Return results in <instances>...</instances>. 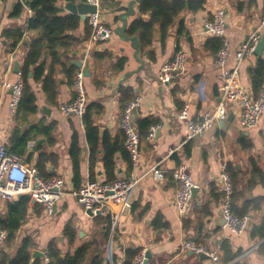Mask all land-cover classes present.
<instances>
[{"label":"crops","instance_id":"crops-1","mask_svg":"<svg viewBox=\"0 0 264 264\" xmlns=\"http://www.w3.org/2000/svg\"><path fill=\"white\" fill-rule=\"evenodd\" d=\"M130 1L103 0L102 19L113 30V35L92 52L88 67L90 76L85 79L88 106L97 105L101 110L95 117L100 137L108 133L114 138L122 130L127 97H132L133 100L141 98L139 118L152 116L161 121L157 126L154 145L148 141L141 143L140 157L130 174L121 156H116L117 178L130 177L138 181L130 196V207L116 224H112L109 239L104 243L103 228L96 224V219L88 215L73 196L77 191L73 160L70 157L74 135H77L81 148L80 186L87 180H92L90 149L83 119L66 116L60 111L63 104L70 103L75 98L72 80L66 74L64 65L76 68L73 61H82L91 29L88 15L82 19L81 15L71 13L66 8L68 4L79 5L84 0L60 2L58 7L63 10V16L74 15L80 19L79 27L66 34L81 43H74L70 47L71 53L63 58L64 64L54 63L53 58L46 54L41 58L40 63H46L44 77L52 75L55 82V104L48 100L43 83L34 81V68H31L29 86L36 98L37 114L21 127L25 128L27 124L40 120L56 123V142L47 149L56 156L57 162L47 164V171L64 179L66 191L52 216L46 215L44 211L38 214L36 208L40 205L29 204L25 223L18 230L12 245H6L5 251L13 254L21 241L30 237L35 243L33 251L45 253L49 242L57 239L61 250L66 253L69 246L64 230L71 223L78 235L77 247L97 240L105 250L109 264H115V255L117 264H122L125 251L131 247L139 248L142 253L149 255L147 264H185L190 255L181 252L184 241H193L219 254L220 261L216 264H223L221 247L225 241L229 242L233 253L238 255L233 263L264 264V253L261 252L264 239L252 236L253 228L264 221V181L252 175L253 169L258 168L264 178V113L257 128L240 130L235 118L227 127L221 128L218 125L186 145H183L185 125L177 118L178 112L188 103L190 117L194 121H200L222 99L220 73L215 66L216 52L212 46H207L211 36L204 31L205 20L212 19L217 9L225 10L226 38L234 54L264 20V0H207L203 10L197 13L185 11L181 14L185 33H179L177 22L164 39L157 31L148 48H143L136 36L141 43L138 57L145 63L143 68L135 59L131 42L115 33L116 28L121 26L119 13L115 10ZM19 3H23V0H0V143L7 147L18 123L14 113L10 112L11 91L5 84L17 81L32 39V34L28 33V23L33 12L28 2L23 4L20 16H12ZM138 17L143 22L150 19L149 14H140L138 5L135 16L127 19L128 27ZM16 31L23 33V39L13 47L14 40L9 33L13 35ZM178 47L183 48L186 53L185 70L175 74L169 84L163 86L156 80V75L161 66L173 57ZM258 59L255 54L239 66L241 85L253 97L255 95L249 70L255 67ZM17 63L18 73L15 72ZM121 63L122 68L119 67ZM233 65L234 62L231 61L229 66ZM123 90H127L128 94L123 95ZM43 142L45 138L39 137L28 144L27 155L33 154V158L31 163L26 164L35 166L39 156L36 148ZM173 150L176 151L171 154ZM180 163L187 164L197 189V194L183 217L177 214L174 207L177 183L173 173ZM222 165H226L236 177V211L243 210L246 204L254 201L260 204L259 208L251 209L246 214L251 217L250 229L239 237L225 227L221 216L218 177ZM156 166L163 171V181L156 182L153 179L151 170ZM95 172L94 180L106 181L101 160ZM6 213V203L0 202V216ZM157 217L166 224V228L160 232L155 231L152 225ZM201 262L214 264L209 259H201Z\"/></svg>","mask_w":264,"mask_h":264},{"label":"trees","instance_id":"trees-1","mask_svg":"<svg viewBox=\"0 0 264 264\" xmlns=\"http://www.w3.org/2000/svg\"><path fill=\"white\" fill-rule=\"evenodd\" d=\"M75 1L76 0H23V3H19L15 6L12 14L14 17L20 16L23 4L27 2L29 8L33 12V16L28 23V33L32 34V39L29 52L21 70L24 88L18 108L14 114L18 126L15 128L13 136L10 139L8 150L21 157L25 163H31L33 154L27 155L26 151L28 144L36 141L39 137H44L45 142L39 144L36 148L39 156L35 167L45 180L55 177V175L47 171V164H56L57 158L53 153L49 152L47 148L52 147L56 142L54 137L56 123H47L44 120H40L34 124H27L25 128L21 127L29 122L31 117L37 114L36 98L29 86V74L31 73V68H34V81L43 83V88L47 94L48 100L53 102L51 104H55V99L57 97L55 82L52 75L44 77L46 63L40 62L41 58L46 54L53 58L54 63L64 64L63 58L71 53L70 47L72 48L75 44L81 43L66 34L79 27L80 19L74 15L63 16V10L58 7V3L60 2L72 3ZM206 2L207 0H142L139 5V12L141 15L149 14L150 19L148 22H143L140 17L135 19L127 28V35L130 37L138 36L142 43V47L148 48L152 45L157 31L164 39L168 35V31L177 22L179 24V33H185L181 14L185 11L197 13L204 9ZM90 33L91 32H89L86 40L89 39ZM9 36L14 40L13 47L19 44L23 39V33L19 31H16L13 35L9 33ZM207 46H212L214 49L213 51L217 54L222 47V40L211 36L207 42ZM122 63L119 65L120 68L123 66ZM64 66L66 74L72 80L71 85L74 87V78L77 69L67 64ZM249 76L256 97L264 82V55L259 57L255 67L249 70ZM121 92L123 95L128 94L127 90ZM132 100V97H127L126 103H130ZM100 112L101 110L97 105L87 106L86 113L83 116V122L86 125V137L90 149V178L94 180L96 176V166L101 160L105 169L106 182L113 183L118 179L115 161L116 156L120 155L126 163L128 174L132 171L133 162L126 149V134L123 129L114 138L108 133L100 137L99 130L95 125V117ZM160 123L161 121L159 119L152 116L137 119L136 126L141 143L147 141L149 130L152 127H157ZM80 155L81 148L77 135L75 134L70 148V157L73 160L74 182L77 185V190L81 188ZM227 171L231 175L234 184L235 192L232 206L234 214L238 217H243L249 213L251 209L259 208V202L254 201L250 204H246L243 210L236 211V200L238 198L236 177L228 167ZM252 175L254 178L260 177L261 181H264L263 173L258 168L253 169ZM29 204L30 198L28 196H22L17 201L6 203L7 213L0 216V228L8 234L7 245H12L16 239L18 230L25 223L29 213ZM43 211V206H37L36 212L38 214H41ZM95 219L96 224L103 228V241L106 243L111 232L112 221L109 217L101 216L95 217ZM152 225L157 232L166 228V224L162 222L160 217H157ZM252 236L264 239V221L260 226L253 228ZM64 237L67 239L69 250L63 253L59 241L53 239L49 242L45 250L48 261L44 258H32L35 243L30 237H26L21 241L13 254L5 251V249L0 251V264H103V260L106 258L105 250L97 240L83 243L77 247L78 235L71 223L66 226ZM221 249L223 252L221 261L223 264H239L233 263L238 255L233 253L228 241L222 244ZM261 252L264 253V243L261 246ZM141 253L142 250L139 248L131 247L127 249L122 264H133L135 258ZM114 261L115 264H117L116 255L114 256ZM185 264H202V262L199 256L193 254L187 256Z\"/></svg>","mask_w":264,"mask_h":264},{"label":"built area","instance_id":"built-area-1","mask_svg":"<svg viewBox=\"0 0 264 264\" xmlns=\"http://www.w3.org/2000/svg\"><path fill=\"white\" fill-rule=\"evenodd\" d=\"M84 3L96 9L94 13L88 14L91 34L86 43L83 59L80 61L82 66L75 73L76 98L60 107L62 114L80 119H83L88 106L85 70L89 67L91 54L113 35V30L102 19L103 0H84ZM203 27L207 34L222 40V47L216 54L215 66L220 73L223 95L221 101L200 121H194L190 117L188 103L178 112V120L185 125L183 145L197 137L204 136L212 128L218 126L219 121L228 119L230 115L237 119V127L240 130L257 128L264 113V82L258 95L253 97L241 85L239 72L240 64L255 55L256 46L263 36L264 20L250 33L247 40L234 54H232L226 38V12L223 8L217 9L213 13L212 19L205 20ZM231 61L234 62L232 67L229 66ZM185 67L186 53L183 48L178 47L173 57L161 66L156 80L163 86L167 85L173 76L183 72ZM5 87L11 91L9 109L11 113L15 114L24 88L21 73L18 74L17 81L6 83ZM140 104V97L128 103L122 119V129L126 134V149L131 156L133 165L140 157L141 139L136 121L131 124V114L133 109H139ZM157 129L158 127H152L147 137V141L153 145ZM175 151L170 153L173 154ZM151 172L156 182L164 180L163 171L158 166L154 167ZM173 177L177 183L174 207L177 214L183 217L189 210L193 199V189L196 188V185L186 163H180L177 166ZM137 183V180L130 177L119 178L113 183L87 180L79 190L73 193V196L86 212L92 214L91 217H109L114 225L130 207V196ZM218 183L221 192V216L224 218L225 227L234 236L239 237L250 229L251 217L249 215L238 217L233 212L234 184L226 165H222ZM65 191L66 184L62 177L55 176L45 180L35 166L26 164L21 157L11 153L6 145L0 143V202L17 201L22 196H28L30 205H41L44 207L45 214L52 216ZM7 239V232L0 228V251L5 249ZM181 252L192 253L199 257L205 256L214 264L220 261L219 254L193 241H184L181 245ZM44 259L48 261L46 254ZM145 260V254L141 253L135 258L133 264H145Z\"/></svg>","mask_w":264,"mask_h":264},{"label":"water","instance_id":"water-1","mask_svg":"<svg viewBox=\"0 0 264 264\" xmlns=\"http://www.w3.org/2000/svg\"><path fill=\"white\" fill-rule=\"evenodd\" d=\"M141 1L142 0H131L129 3H127V5L120 6L115 10L116 13H119L118 19L121 22V26L116 28L115 33L118 36L122 37L123 39L131 42V44L135 50V59L140 63L141 68H143L145 66V63L138 57V55L141 51V43H140L138 37H136V36L130 37L126 34V30L128 28L127 19L135 16L136 8L138 5H140ZM66 8L71 13L81 15L82 19H85L88 14L94 13L96 11V9L94 7H92L86 3H81L79 5L68 4L66 6ZM263 52H264V35L262 36L260 42L256 46L255 54L258 57H261ZM73 65H75L76 68L80 69L82 66V63L80 61H73ZM15 72L16 73L19 72L18 63L15 66ZM89 76H90L89 69H86L85 70V77H89ZM138 118H139V110L133 109L132 114H131V124H134ZM233 120H234L233 115H230L228 117V119L219 121L218 125H219V127L224 128L225 126L227 127L229 125V123L233 122ZM196 194H197V189L195 188V189H193V198L196 196ZM87 214L92 216V214L90 212H87ZM222 219H223V222L225 223L223 217H222ZM188 255L191 256L193 254L188 253ZM44 256H45V253L35 250V251H33L32 258L33 259L44 258ZM145 257H146L145 264H147L148 259L150 257H149V255H145ZM200 258L202 260L207 259L205 256H201ZM103 264H109L108 258H105L103 260Z\"/></svg>","mask_w":264,"mask_h":264},{"label":"rangeland","instance_id":"rangeland-1","mask_svg":"<svg viewBox=\"0 0 264 264\" xmlns=\"http://www.w3.org/2000/svg\"><path fill=\"white\" fill-rule=\"evenodd\" d=\"M101 247H102V245H101ZM103 248V247H102Z\"/></svg>","mask_w":264,"mask_h":264}]
</instances>
